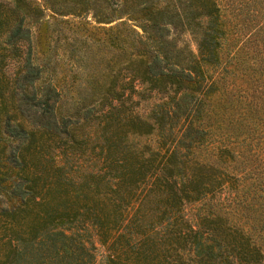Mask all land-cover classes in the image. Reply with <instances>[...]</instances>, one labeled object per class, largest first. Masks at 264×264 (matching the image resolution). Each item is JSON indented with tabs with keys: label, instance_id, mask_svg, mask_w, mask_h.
<instances>
[{
	"label": "trees",
	"instance_id": "1",
	"mask_svg": "<svg viewBox=\"0 0 264 264\" xmlns=\"http://www.w3.org/2000/svg\"><path fill=\"white\" fill-rule=\"evenodd\" d=\"M0 264H264V0H0Z\"/></svg>",
	"mask_w": 264,
	"mask_h": 264
},
{
	"label": "rangeland",
	"instance_id": "2",
	"mask_svg": "<svg viewBox=\"0 0 264 264\" xmlns=\"http://www.w3.org/2000/svg\"><path fill=\"white\" fill-rule=\"evenodd\" d=\"M95 243H96V247H97V252L99 254V252L103 251V248H102V246L100 245V243L98 241H95Z\"/></svg>",
	"mask_w": 264,
	"mask_h": 264
}]
</instances>
